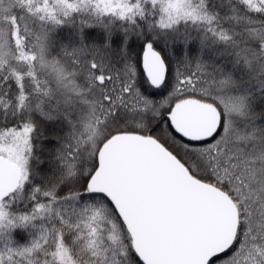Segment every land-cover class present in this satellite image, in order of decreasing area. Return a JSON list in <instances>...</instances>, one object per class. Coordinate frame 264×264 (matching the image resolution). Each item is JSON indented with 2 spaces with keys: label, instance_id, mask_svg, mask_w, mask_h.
<instances>
[{
  "label": "snow or ice",
  "instance_id": "6c2138e0",
  "mask_svg": "<svg viewBox=\"0 0 264 264\" xmlns=\"http://www.w3.org/2000/svg\"><path fill=\"white\" fill-rule=\"evenodd\" d=\"M0 264H264V0H0Z\"/></svg>",
  "mask_w": 264,
  "mask_h": 264
}]
</instances>
